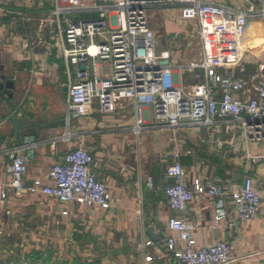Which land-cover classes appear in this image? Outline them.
Returning <instances> with one entry per match:
<instances>
[{
	"label": "crops",
	"instance_id": "1",
	"mask_svg": "<svg viewBox=\"0 0 264 264\" xmlns=\"http://www.w3.org/2000/svg\"><path fill=\"white\" fill-rule=\"evenodd\" d=\"M41 1L8 0L0 9V58L16 83L10 100L12 114L5 109L1 111L4 117L0 123V183L11 181L6 170L10 161L4 150L17 147L19 154L28 159L26 188H8L4 199L0 193V263L13 264L17 251L25 254L41 250L43 254L52 251L54 257L65 255L69 262L81 261L83 255L84 262L99 264H177L163 247L165 239L173 235L168 220L177 216L196 227V247L228 241L237 258L232 264H264V144L247 140L239 129L226 131L187 125L171 129L147 125L148 128L136 134L132 108L127 103L111 115L101 114L98 107L69 112V73L60 41L55 36V25L46 28L44 24L35 25L31 27L35 33H28L27 12L32 10L35 19L53 16L52 6L46 3L42 6ZM200 1L250 13L242 28L225 32L220 29L211 39L209 52L211 56H221L224 62L243 57L247 61L245 72L238 75L246 78L253 74L257 64L264 62L262 0ZM160 13L164 21L153 22L151 26L156 36L167 42L165 48L157 51L156 47V51H169L180 60V45L177 53L171 51L175 50V40L180 39V33L194 31L196 21H182L178 8ZM16 14L22 17L23 28L18 29V19L15 27L12 24ZM214 24L219 25L217 17ZM100 65L107 75L108 64ZM217 68L222 73L225 70L223 64ZM74 70L71 67L72 74ZM198 71L191 83L185 85L184 74L178 76V84L190 90L204 82V72ZM60 92L64 94L62 110L57 100ZM13 118L20 126L19 136L34 137V142L17 141ZM60 137L66 139L52 146V141ZM78 147L94 157L92 170L107 184L112 196L108 208L64 205L55 198L28 190L35 179L49 184L50 168ZM249 154L263 158L253 161ZM175 161L183 165L191 189L199 179L207 187L216 184L231 192L242 186L246 176L254 177L262 196L259 214L249 222L239 221L229 195H203L194 199L185 212H174L165 200L163 175ZM220 201L226 216L216 224L215 210ZM65 209L67 215L62 214ZM161 229L164 236L157 241L148 234L151 231L157 235ZM146 239L154 245L139 250L140 243ZM148 255L155 257L153 262L145 261ZM8 256L13 259L10 261ZM4 257L7 260L2 261Z\"/></svg>",
	"mask_w": 264,
	"mask_h": 264
},
{
	"label": "built area",
	"instance_id": "2",
	"mask_svg": "<svg viewBox=\"0 0 264 264\" xmlns=\"http://www.w3.org/2000/svg\"><path fill=\"white\" fill-rule=\"evenodd\" d=\"M6 1L0 0V9ZM242 1L251 3L250 0ZM45 3L51 4L53 16L41 20V26L46 22L49 26L55 25V36L60 41L69 73V112L72 109L86 111L96 100L98 111L111 115L127 103L132 108L136 134L148 128L147 125L171 129L187 125L226 131L239 129L247 140L264 141V62L257 64L256 71L245 78L238 75V72H245L247 61L243 57L224 62L221 56H211L209 52L211 39L220 29L225 32L242 28L250 13L200 0L41 1L42 6ZM172 8L180 9L182 21H196L195 30L185 37L198 38L201 50L192 58L187 56V63L174 59L169 51H156V33L149 20V11ZM260 14L264 18V0ZM69 16H73V20ZM214 17L219 19V25L214 24ZM17 19H12L14 27ZM190 42L182 51L183 55L191 49ZM101 62L108 64L107 75ZM218 64H223V73L218 70ZM197 70L204 72V82L186 91L178 84L177 77ZM65 139H54L52 146ZM4 154L10 161L6 170L11 181L0 183L2 199L6 198L8 188H26L28 172V159L19 154L17 147L4 150ZM249 157L253 161L263 158L250 154ZM93 161L92 154L83 147L70 150L50 168L49 184L35 179L28 190L55 198L64 205L108 208L112 196L107 184L93 172ZM163 180L166 203L174 212H185L194 199L203 195H229L241 222L255 219L261 210V191L252 176H246L242 186L231 192L216 184L207 187L199 179L191 189L183 165L175 161L167 166ZM215 213L214 220L218 224L226 216L221 201ZM62 214L67 215L68 210H63ZM168 228L173 235L165 239L163 247L177 264H232L237 261L228 241L196 247V227L184 219L170 217ZM152 245L154 242L146 239L138 249ZM154 259L152 255L145 257L146 262Z\"/></svg>",
	"mask_w": 264,
	"mask_h": 264
},
{
	"label": "rangeland",
	"instance_id": "3",
	"mask_svg": "<svg viewBox=\"0 0 264 264\" xmlns=\"http://www.w3.org/2000/svg\"><path fill=\"white\" fill-rule=\"evenodd\" d=\"M47 5L51 6L50 3L49 4L47 3ZM31 11L30 12H27V14H26V23H27V28L29 29V31H28L29 34L30 33H35L33 30H31V27L32 26H35L36 25V26L39 27L41 25V23H42L41 22L42 19H38V18L35 19L34 18L35 14L32 13ZM160 12H161V10H150L149 11L148 16H149L150 23H153V22H155V23H162L164 21V16ZM13 17H17L18 18V20H19V26H18L19 28L18 29H20V27H22V25H23L22 17L20 15H18V14H16ZM47 18H48V16L45 17L46 20H47ZM69 18L71 20H73V16H69ZM44 25H45V28L48 27V23L47 22ZM186 34H188V33H185V34L184 33H180V36H179L180 39L175 40V41H177L175 43V45H174L175 50H173V49L171 50L170 49L174 53H177L178 52L177 47L180 45L179 56H180V61L183 62V63H187V56H189L190 58H192V57L196 56L198 54V52L201 50V47H200L199 42H198V38L195 37L194 39H192V38L191 39H186V37H185ZM179 37H177V38H179ZM156 40H157V51H160L161 49L165 48V42H167V39L159 38V37L156 36ZM179 40H180V43H179ZM189 40H191L190 43H191L192 47H191L190 50L188 49L186 51V53L183 55L182 54V51L185 50L186 44H187V42ZM167 47L169 48V46H166V48ZM176 50H177V52H175ZM173 58L174 59H178L177 57L175 58L174 55H173ZM197 73H199L198 70L196 72H194V73L185 72L184 75H183V83H184V85L187 84V83H191L189 81L192 79L193 75L194 74H197ZM186 91H188V88H186ZM57 100H58V108L60 110L64 109L65 108L63 106V104H64L63 103V101H64V94L63 93L61 94V92H60L59 95H58ZM97 106H98V103L95 100V102L92 105V107L93 108H97ZM66 112H67V110H66ZM262 144H264V142H262L260 145H262ZM65 257H66L65 255H57L56 257H54L56 264H63L65 261H67L65 259ZM80 257H81L82 260L79 263H84L83 258L86 257V256H83L82 255ZM3 259L4 260H2V261H5V260H7V257H4ZM9 259L11 261L13 259V257H9Z\"/></svg>",
	"mask_w": 264,
	"mask_h": 264
},
{
	"label": "water",
	"instance_id": "4",
	"mask_svg": "<svg viewBox=\"0 0 264 264\" xmlns=\"http://www.w3.org/2000/svg\"><path fill=\"white\" fill-rule=\"evenodd\" d=\"M168 61H164V64H167ZM82 70L85 69V66L81 67ZM16 83L15 80L8 75L5 69V64L1 61L0 58V123L2 122V119L4 115L1 113L2 110H6L7 113L12 114V104L10 103V100L13 99L14 93H15ZM13 122L16 126V138L17 141L20 143H29L34 142V137H21L19 136L18 128L20 127L18 123L15 121V118H13ZM32 152V151H31ZM150 237L157 241L159 238H163L164 234L162 232V229L159 234L154 235L151 233V231L148 232Z\"/></svg>",
	"mask_w": 264,
	"mask_h": 264
},
{
	"label": "trees",
	"instance_id": "5",
	"mask_svg": "<svg viewBox=\"0 0 264 264\" xmlns=\"http://www.w3.org/2000/svg\"><path fill=\"white\" fill-rule=\"evenodd\" d=\"M79 262V259H75L72 262L65 261L63 264H99L97 261H85L84 263ZM13 264H56V262L52 251H48L46 254H43L41 250H33L32 252L25 254H21L17 251Z\"/></svg>",
	"mask_w": 264,
	"mask_h": 264
}]
</instances>
